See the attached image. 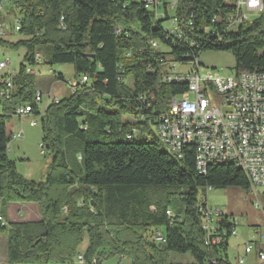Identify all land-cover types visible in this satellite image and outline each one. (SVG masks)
<instances>
[{"label": "trees", "instance_id": "1", "mask_svg": "<svg viewBox=\"0 0 264 264\" xmlns=\"http://www.w3.org/2000/svg\"><path fill=\"white\" fill-rule=\"evenodd\" d=\"M8 1L20 17L23 38L0 37V46L25 48L26 54L15 92L9 100L0 98V204H35L41 213L38 223H0V233L8 236L9 263L75 264L82 255L83 264L117 256L132 264H232L233 218H220L219 232L225 235L220 244L208 245L198 206L209 189L249 192L247 176L230 164L212 165L201 174L193 147L179 159L157 136L138 141L137 135L147 136L137 127L154 123L148 121L154 113L139 98L154 93L158 115L169 96L188 89L162 83L149 71L156 55L152 40L179 62L228 52L238 72L264 73V13L229 30L225 20L236 10L224 0H178L173 14L168 6L174 0H160L165 19L138 0ZM175 19L184 41L167 37L166 24ZM119 27L123 31L116 35ZM37 53L50 66L73 65L78 83L75 92L43 112L34 104L37 82L26 73L27 66L40 64ZM83 77L87 83H80ZM130 77L132 87L126 84ZM57 79L65 82L63 75ZM22 104H32L41 116L42 142L52 159L42 182L24 178L9 155L15 108ZM157 229L166 244L150 241ZM172 255L190 262L172 263Z\"/></svg>", "mask_w": 264, "mask_h": 264}, {"label": "built area", "instance_id": "2", "mask_svg": "<svg viewBox=\"0 0 264 264\" xmlns=\"http://www.w3.org/2000/svg\"><path fill=\"white\" fill-rule=\"evenodd\" d=\"M145 4L148 10L156 12V16L165 19L166 15L160 0H138ZM232 5L236 12L225 20L229 30H237L245 23L252 22L264 13V0H224ZM178 0L172 1L168 6L170 14L174 12ZM10 4L8 0L0 3V37L7 35L2 22L5 7ZM16 25L14 31L20 32V17H14ZM63 20V18H62ZM168 38L180 39V28L176 19L166 24ZM121 27L115 30L120 35ZM189 43V41H187ZM152 50L156 52L155 63L150 65L149 71L158 75L162 83L168 85H186L188 89L182 94L169 96L165 107L158 115L155 113L156 96L154 93L140 95L142 107L154 114L148 115L149 123L156 128L159 142L166 143V148L175 153L179 159L184 158L185 149L193 147L196 156V169L201 174H206L208 168L216 165L217 160H235L246 168L252 169V176L247 177L252 189L264 187V73L238 72L235 68L230 74L222 70L205 66L200 57L189 60L177 61L168 53L170 49L158 40L150 42ZM129 56V55H128ZM41 55L36 54V61H41ZM26 73L34 75L31 66L26 67ZM19 70L14 69L12 60L0 62V98L9 100L15 92L14 80ZM88 82L83 77L80 83ZM78 83H68L69 88H77ZM46 102V108L54 103H59V98L36 90L34 104L40 106ZM32 104H22L15 108L14 117L20 122H29L31 127L38 125ZM141 120L147 118L141 116ZM24 131L11 129V143L22 141ZM41 155H46V147L40 145ZM257 209H263L261 201L257 199ZM199 215L203 221L204 229L209 237L210 245L221 243L219 221L225 214L221 210H212L207 204L206 195L202 196L198 206ZM66 212L67 209L64 208ZM171 216V212L167 213ZM234 225L231 236H236L237 221L233 218ZM0 223L7 226L0 213ZM251 240L245 243L241 256L236 264H264V232L255 228ZM150 241L157 245L167 243L165 233L154 230L150 234ZM251 257L255 262L251 263ZM83 263V257H78Z\"/></svg>", "mask_w": 264, "mask_h": 264}, {"label": "rangeland", "instance_id": "3", "mask_svg": "<svg viewBox=\"0 0 264 264\" xmlns=\"http://www.w3.org/2000/svg\"><path fill=\"white\" fill-rule=\"evenodd\" d=\"M10 4L5 7V14L2 15V22L7 31V35L2 37L3 40L8 42H17L23 38V36L14 31L16 21L13 20L16 17L14 10ZM173 14V13H171ZM26 54V49L22 48L17 51L11 50L7 47L0 46V62L4 60H12L14 69L19 70L20 64L23 62V58ZM201 62L209 67L222 70L224 74H230L236 67V61L234 56L228 52H205L200 56ZM35 72L33 75L37 85L48 89L52 94L59 98H65L70 95V88H68V82L75 80V71L73 65H55L50 66L48 58L42 59V62L37 66H31ZM58 75H63L65 82L57 79ZM133 79L130 77L126 80V84L129 87L133 86ZM48 94H45V98ZM46 102L40 104L41 110H45ZM38 122L36 127H31L29 122H20L17 119L13 120L12 127L16 130L22 129L24 131V139L22 141H14L11 143V149L9 155L12 160L17 163L18 172L26 179L42 182L45 179L46 170L51 162V156L46 151V155L43 156L40 153V145L43 143V133L40 125L41 116H34ZM137 130L147 136L137 135V140L151 141L157 136V131L154 126L143 127L138 126ZM207 204L212 210H221L225 215L234 218L238 226L236 228L237 237L233 236L229 240L228 254L232 264L237 263L238 256L243 253L245 243L252 239L255 234V228H260L264 232V210L257 209L256 204L259 199L264 206V187H257L254 190L246 192L240 188H229L226 190H212L206 191ZM1 205V204H0ZM35 205V204H34ZM37 206V205H36ZM38 208V213L31 218L32 221H41V213ZM23 210H19L17 215L19 216ZM4 221L9 224V221L4 218ZM38 221V222H40ZM32 222V223H38ZM88 245V240L84 242L81 247L83 252ZM172 263L190 262V259L182 258L181 256L172 255ZM0 264H10L8 257V236L5 233H0ZM83 264V263H75ZM103 264H132L130 259L125 256H117L116 258L109 259Z\"/></svg>", "mask_w": 264, "mask_h": 264}, {"label": "crops", "instance_id": "4", "mask_svg": "<svg viewBox=\"0 0 264 264\" xmlns=\"http://www.w3.org/2000/svg\"><path fill=\"white\" fill-rule=\"evenodd\" d=\"M37 89H40L45 94L47 93V94L52 95L53 97L59 98V97L55 96L54 94H52L51 91H49L48 89H44L43 87H41L39 85H37ZM59 99H63V98H59ZM45 109H46V107H45ZM40 112H43V110H41V108H40ZM20 209L23 210V211L18 216L17 212ZM0 213L2 214V216L4 218H6L9 221V223H19V222H31L32 223V222L40 221V219L39 220H35V221L31 220V218L33 216H35V213H38V208L34 204H8V205L1 204L0 205ZM241 255L242 254H240L239 256H241ZM250 262L254 263L255 262V258L251 257V261Z\"/></svg>", "mask_w": 264, "mask_h": 264}, {"label": "bare ground", "instance_id": "5", "mask_svg": "<svg viewBox=\"0 0 264 264\" xmlns=\"http://www.w3.org/2000/svg\"><path fill=\"white\" fill-rule=\"evenodd\" d=\"M70 91L75 92V88H70ZM157 138H158V133H157ZM160 144L167 152H169V153L173 154L174 156H176L175 153H173L168 148H166V143H161L160 142ZM216 164L217 165L218 164H220V165L230 164V165L238 167L247 177L252 176V169L251 168H246V166L241 165L238 162H235V160H217ZM207 244L210 245L209 244V237L207 239Z\"/></svg>", "mask_w": 264, "mask_h": 264}]
</instances>
